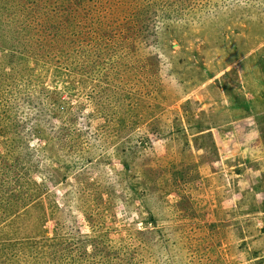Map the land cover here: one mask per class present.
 <instances>
[{
	"label": "rangeland",
	"instance_id": "rangeland-1",
	"mask_svg": "<svg viewBox=\"0 0 264 264\" xmlns=\"http://www.w3.org/2000/svg\"><path fill=\"white\" fill-rule=\"evenodd\" d=\"M0 264H264V0H0Z\"/></svg>",
	"mask_w": 264,
	"mask_h": 264
}]
</instances>
